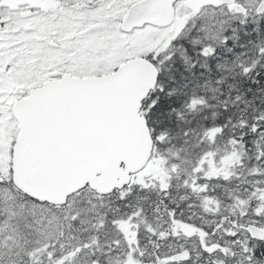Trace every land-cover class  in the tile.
I'll list each match as a JSON object with an SVG mask.
<instances>
[{"label":"snow or ice","instance_id":"obj_1","mask_svg":"<svg viewBox=\"0 0 264 264\" xmlns=\"http://www.w3.org/2000/svg\"><path fill=\"white\" fill-rule=\"evenodd\" d=\"M0 264H264V0H0Z\"/></svg>","mask_w":264,"mask_h":264}]
</instances>
